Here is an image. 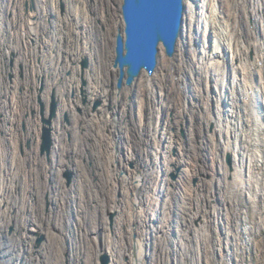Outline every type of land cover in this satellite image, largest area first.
Wrapping results in <instances>:
<instances>
[{
	"label": "clouds",
	"instance_id": "9594fccd",
	"mask_svg": "<svg viewBox=\"0 0 264 264\" xmlns=\"http://www.w3.org/2000/svg\"><path fill=\"white\" fill-rule=\"evenodd\" d=\"M165 6L0 0V264H264V0Z\"/></svg>",
	"mask_w": 264,
	"mask_h": 264
},
{
	"label": "water",
	"instance_id": "95a60500",
	"mask_svg": "<svg viewBox=\"0 0 264 264\" xmlns=\"http://www.w3.org/2000/svg\"><path fill=\"white\" fill-rule=\"evenodd\" d=\"M165 3L166 0H128L130 40L127 60L133 65L150 59L156 40L170 38L174 9Z\"/></svg>",
	"mask_w": 264,
	"mask_h": 264
},
{
	"label": "rangeland",
	"instance_id": "374dc122",
	"mask_svg": "<svg viewBox=\"0 0 264 264\" xmlns=\"http://www.w3.org/2000/svg\"><path fill=\"white\" fill-rule=\"evenodd\" d=\"M209 92H210V94L213 97L216 95V93H215V87H214V82L211 79L209 80ZM215 105H216V101H215V99H213L211 101V106L213 108V114H215ZM223 105H224V103L221 102V107ZM164 119H165L164 117L161 118V123L162 124L164 122ZM186 122L189 123V125H191V122L190 121H186ZM182 134H183V130H182ZM173 219H175V212H173ZM220 231H221V235H223V228L222 227H221ZM101 264H103V261L101 262ZM209 264H211V261L209 262Z\"/></svg>",
	"mask_w": 264,
	"mask_h": 264
},
{
	"label": "bare ground",
	"instance_id": "6f19581e",
	"mask_svg": "<svg viewBox=\"0 0 264 264\" xmlns=\"http://www.w3.org/2000/svg\"><path fill=\"white\" fill-rule=\"evenodd\" d=\"M161 47L163 48V44H161ZM221 102L225 103L223 100H221ZM224 107V105L222 106V108Z\"/></svg>",
	"mask_w": 264,
	"mask_h": 264
}]
</instances>
